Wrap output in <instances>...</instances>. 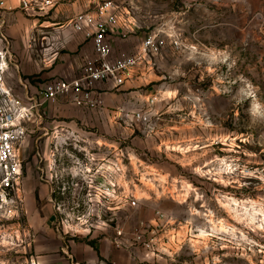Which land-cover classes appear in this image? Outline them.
<instances>
[{
    "label": "rangeland",
    "instance_id": "obj_1",
    "mask_svg": "<svg viewBox=\"0 0 264 264\" xmlns=\"http://www.w3.org/2000/svg\"><path fill=\"white\" fill-rule=\"evenodd\" d=\"M29 1L0 0L3 81L23 104L15 32L103 0ZM112 1L163 39L142 87L155 100L106 128L25 125L19 190H0V264H74L104 238L148 264H264V177L240 171L264 165V0Z\"/></svg>",
    "mask_w": 264,
    "mask_h": 264
},
{
    "label": "crops",
    "instance_id": "obj_2",
    "mask_svg": "<svg viewBox=\"0 0 264 264\" xmlns=\"http://www.w3.org/2000/svg\"><path fill=\"white\" fill-rule=\"evenodd\" d=\"M78 12H66V20L53 26L40 22L33 33L26 26L15 32L17 40L14 39L12 42L13 47L17 49L18 65L25 79H33L30 85L32 92L50 78H73L79 72L84 59L91 55L92 42L85 37L82 31H77L70 25V18ZM127 13L121 11L114 33L108 36L112 44L111 57H115L121 51L138 53L142 39L150 33L149 25H142L137 17ZM121 33H127V37L123 38ZM31 35L33 40L30 41ZM152 56L143 57L126 74L120 85L114 86L111 81L99 82L95 94L98 102L94 106L78 107L69 98L59 96L55 100L46 102L41 108V114H48L57 119L85 120L88 117L97 128H106L107 124L115 123L123 111L132 112L133 107H136L138 103H148L150 97L152 99L150 102L155 100L152 93L144 92L142 88L150 84V71L153 68L150 59L153 58ZM105 240L106 238L99 240V252L88 245V255L75 253L67 255V258L74 264L80 262L103 264V261L109 264L150 263V257L145 259L143 255H131L130 253L122 255L119 247H111L106 244ZM144 260L147 261L144 263Z\"/></svg>",
    "mask_w": 264,
    "mask_h": 264
},
{
    "label": "built area",
    "instance_id": "obj_3",
    "mask_svg": "<svg viewBox=\"0 0 264 264\" xmlns=\"http://www.w3.org/2000/svg\"><path fill=\"white\" fill-rule=\"evenodd\" d=\"M50 5V0L44 1ZM24 8L30 1L22 0ZM43 6V7H44ZM121 10L112 0H103L92 11H81L70 18V25L77 31H82L92 42L93 51L86 57L76 76L71 79L53 77L41 83L33 94L25 93L28 101L23 104L6 88L3 76L7 63H12L11 51L8 47L0 50V190H19L22 181V154L20 143L26 135V124L41 119V108L46 102L59 96L70 99L78 107L94 106L98 99L95 97L99 82L111 81L114 86L123 83L125 76L143 57L156 54L163 44L159 31L148 33L142 39L138 53L119 52L112 55V35L118 24ZM123 38L127 33H121ZM4 52V54H3ZM2 64L4 66H2ZM26 86V83H25ZM27 88V86H26ZM30 88V85H29ZM137 120L147 119L149 113L141 110L135 112ZM242 176L261 179L264 177V165L253 167L242 166ZM232 172V171H231ZM119 235V232L117 233ZM150 247V241L144 243Z\"/></svg>",
    "mask_w": 264,
    "mask_h": 264
},
{
    "label": "bare ground",
    "instance_id": "obj_4",
    "mask_svg": "<svg viewBox=\"0 0 264 264\" xmlns=\"http://www.w3.org/2000/svg\"><path fill=\"white\" fill-rule=\"evenodd\" d=\"M202 234H203V232H202ZM4 243H6V241H4Z\"/></svg>",
    "mask_w": 264,
    "mask_h": 264
},
{
    "label": "trees",
    "instance_id": "obj_5",
    "mask_svg": "<svg viewBox=\"0 0 264 264\" xmlns=\"http://www.w3.org/2000/svg\"><path fill=\"white\" fill-rule=\"evenodd\" d=\"M30 80H33L32 78H30Z\"/></svg>",
    "mask_w": 264,
    "mask_h": 264
}]
</instances>
